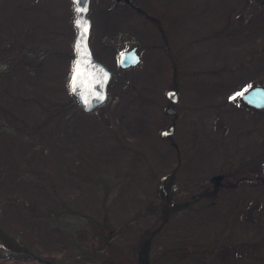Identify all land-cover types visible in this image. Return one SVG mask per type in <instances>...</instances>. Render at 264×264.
Here are the masks:
<instances>
[{"label":"rangeland","instance_id":"374dc122","mask_svg":"<svg viewBox=\"0 0 264 264\" xmlns=\"http://www.w3.org/2000/svg\"><path fill=\"white\" fill-rule=\"evenodd\" d=\"M131 1L90 2L113 75L85 112L72 0H0V229L42 258L0 264H135L143 232L152 264H264V0Z\"/></svg>","mask_w":264,"mask_h":264},{"label":"water","instance_id":"95a60500","mask_svg":"<svg viewBox=\"0 0 264 264\" xmlns=\"http://www.w3.org/2000/svg\"><path fill=\"white\" fill-rule=\"evenodd\" d=\"M130 2V0H124ZM74 3V26L76 38L74 41L75 62L70 77V91L73 97L85 112H91L104 103L108 98V86L112 78V71L97 59L90 45L92 20L89 16L91 0H72ZM78 9H81L78 11ZM79 22V23H78ZM140 55L136 47H132L120 54L119 63L127 68L140 62ZM73 76L75 79H73ZM169 105L167 111L177 116L178 112L173 107L179 99L176 89L167 91ZM241 100L254 108H264V85H253L241 93ZM175 124L172 123L163 130V135L168 136L174 132Z\"/></svg>","mask_w":264,"mask_h":264},{"label":"trees","instance_id":"16d2710c","mask_svg":"<svg viewBox=\"0 0 264 264\" xmlns=\"http://www.w3.org/2000/svg\"><path fill=\"white\" fill-rule=\"evenodd\" d=\"M151 238H152V233L143 232L142 241L140 242V244H138L139 255L137 260L135 261V264H152V258L150 257V249L152 242ZM0 242L3 243V248L0 247V258L6 257L8 253H12V252L13 253L24 252L29 260L42 259L38 257L37 254L35 253L33 254L32 252H30L31 249H29L30 247H28L26 243H22L23 241L12 237L3 229H0ZM47 257H48L46 258L48 260L47 263L54 264L53 263L54 261L50 258L51 256L47 255Z\"/></svg>","mask_w":264,"mask_h":264},{"label":"flooded vegetation","instance_id":"af4514ba","mask_svg":"<svg viewBox=\"0 0 264 264\" xmlns=\"http://www.w3.org/2000/svg\"><path fill=\"white\" fill-rule=\"evenodd\" d=\"M120 1H123L124 2V0H120ZM125 3H128V4H130L131 5V3H132V1L130 0V2H125ZM174 121V123H175V120H174V118H172L171 119V123Z\"/></svg>","mask_w":264,"mask_h":264},{"label":"snow or ice","instance_id":"6c2138e0","mask_svg":"<svg viewBox=\"0 0 264 264\" xmlns=\"http://www.w3.org/2000/svg\"><path fill=\"white\" fill-rule=\"evenodd\" d=\"M77 2H79V0H77ZM81 9H78V11H80ZM79 23V22H78ZM73 79H75V77L73 76Z\"/></svg>","mask_w":264,"mask_h":264}]
</instances>
